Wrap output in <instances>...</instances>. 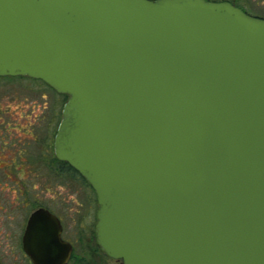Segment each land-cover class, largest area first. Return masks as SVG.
I'll use <instances>...</instances> for the list:
<instances>
[{"label":"water","instance_id":"95a60500","mask_svg":"<svg viewBox=\"0 0 264 264\" xmlns=\"http://www.w3.org/2000/svg\"><path fill=\"white\" fill-rule=\"evenodd\" d=\"M67 97L55 157L121 264H264V20L205 0H0V78ZM33 212L31 264H67Z\"/></svg>","mask_w":264,"mask_h":264},{"label":"rangeland","instance_id":"374dc122","mask_svg":"<svg viewBox=\"0 0 264 264\" xmlns=\"http://www.w3.org/2000/svg\"><path fill=\"white\" fill-rule=\"evenodd\" d=\"M212 2L228 3L241 9L253 17L264 20V0H210ZM46 94L44 99L41 94ZM28 81H17L0 78V111L4 120L12 124L20 123V111L32 108L36 114L45 108L60 112L62 100ZM7 111V113L5 112ZM17 114V116H16ZM19 119V122L17 121ZM1 124V123H0ZM10 131V130H8ZM45 127H40L36 133V142L51 135ZM12 134V133H11ZM41 140V143L44 142ZM29 143V157L33 158L39 151V145ZM40 143V142H39ZM1 156V155H0ZM38 169L39 177H36ZM16 169V170H15ZM43 166L8 165L0 163V263L1 264H30L20 252V237L27 219L34 206L35 196L39 201L53 207L52 209L65 218V239L73 244V258L69 264H117L100 252L93 238V229L89 224L94 223L92 213L95 212L94 198L85 186L75 177H57L55 173H44ZM8 175V177L5 176ZM19 190L31 204L23 207L18 197ZM55 199V200H54ZM88 211L89 222L80 223L82 216ZM81 224V225H80ZM83 225V226H82Z\"/></svg>","mask_w":264,"mask_h":264},{"label":"flooded vegetation","instance_id":"af4514ba","mask_svg":"<svg viewBox=\"0 0 264 264\" xmlns=\"http://www.w3.org/2000/svg\"><path fill=\"white\" fill-rule=\"evenodd\" d=\"M148 1H157V0H148ZM205 1L211 2V3H222V2H212L210 0H205ZM246 15L249 17H253V16L249 15L248 13H246ZM253 18H258V17H253ZM258 19H261V18H258ZM2 78L17 80V81H28L31 84H34L37 87L41 88L42 90H45V91L51 93L53 97L56 95L60 96L61 100L63 98L62 96H64V95L57 94L53 89H51L48 85H46L45 83H43L40 80L30 79L27 77H13V78L12 77H2ZM45 96H46L45 93L41 94L42 99H44ZM53 97H52V100H53ZM66 100H65V102H66ZM54 101L55 100H53V102ZM65 102H64V104H65ZM63 105H62V107H63ZM5 112L7 113V111H5ZM61 112H62V108L60 109V112H58V113L56 110H54V108H52V110L51 109L46 110L45 108H43L39 112V114H38V112L35 114L31 108L27 111H20L19 114H21V115H19V119L22 117V119H20V123L12 124L8 120H4L5 117H3V114L0 111V123H1L0 124V155H1L0 156V163L6 164V167H7V164L8 165H23V166L24 165H31L33 167L40 165V166H43L42 171H47V172H41L42 175H44V173L53 172L59 178L66 177V176H69L70 178H73V177L77 178L85 186V188H86L85 190H87V192H90L94 198L95 212L93 210V213H92L94 223L89 224V225L92 226L93 238L95 239V242H96L95 224H96L97 202H96V196L94 194V191L91 189L89 184L76 171H74L67 163L59 161L55 157V154H54V137H55L58 125H59L60 120H61ZM16 116H17V114H16ZM19 119L17 120L18 122H19ZM41 126L45 127V130L47 132L52 129V132H51V135L48 136L47 138L44 135L43 139H46V140H44L43 143H41V140L43 141V139H40L39 140L40 143L39 142L37 143L36 142V138H37L36 133H37V130H39V128ZM8 130H10V131H8ZM25 139H27V140L29 139L30 142L34 143V145L35 144H41V145H39V151L37 152V155L34 156L33 158L29 157V153L31 152L30 148H29L30 144L24 143L23 140H25ZM35 170H37L36 177L38 178L39 177L38 169L35 168ZM5 176L8 177L7 174H5ZM15 192H17L19 194L18 197H20V199H21L20 202L24 208L27 206H30L31 204H33V206H34L33 210L31 211V213L29 214V216L27 217V219L24 221V224H23L24 229H23L21 237H20V252H21L22 257L24 259L28 260V262L30 263L29 258L22 251V243H21L22 242V236H23L24 230H25L26 225H27V221L33 212H35L37 210H44L47 213H49L50 215H53L54 217H56L58 219V221L60 222L61 229H62L61 240L70 244L72 247L71 257L67 263V264H69L73 258L72 256H73V252H74V247H73V244L71 242L67 241L65 239V237L63 236L64 229H65L64 223H65V218L67 217V214L64 217L59 216L52 209L53 207H50L49 205L39 201L38 198H36L38 195L35 196L34 200L30 204L25 199V197H24L25 195H22L19 190H15ZM83 222H85V224H87L89 222L88 211L85 213L84 216H82L80 223L83 224ZM113 261H115V260H113ZM115 262L117 264H121L120 261H115Z\"/></svg>","mask_w":264,"mask_h":264},{"label":"trees","instance_id":"16d2710c","mask_svg":"<svg viewBox=\"0 0 264 264\" xmlns=\"http://www.w3.org/2000/svg\"><path fill=\"white\" fill-rule=\"evenodd\" d=\"M237 8V7H236ZM239 9V8H238ZM241 10V9H240ZM242 11V10H241ZM244 12V11H243ZM245 13V12H244ZM246 14V13H245ZM63 98H62V105L64 104V102H65V100L67 99V97H65V96H62ZM61 108H62V106H61ZM75 173V172H74Z\"/></svg>","mask_w":264,"mask_h":264}]
</instances>
